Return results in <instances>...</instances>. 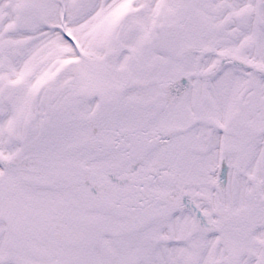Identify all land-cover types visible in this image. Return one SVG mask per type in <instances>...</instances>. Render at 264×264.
Returning a JSON list of instances; mask_svg holds the SVG:
<instances>
[{
  "label": "snow or ice",
  "instance_id": "snow-or-ice-1",
  "mask_svg": "<svg viewBox=\"0 0 264 264\" xmlns=\"http://www.w3.org/2000/svg\"><path fill=\"white\" fill-rule=\"evenodd\" d=\"M0 264H264V0H0Z\"/></svg>",
  "mask_w": 264,
  "mask_h": 264
}]
</instances>
